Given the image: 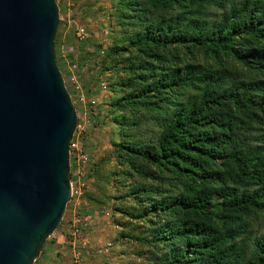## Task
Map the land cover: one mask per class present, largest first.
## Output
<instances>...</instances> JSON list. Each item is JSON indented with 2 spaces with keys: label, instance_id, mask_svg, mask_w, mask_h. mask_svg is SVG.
<instances>
[{
  "label": "trees",
  "instance_id": "16d2710c",
  "mask_svg": "<svg viewBox=\"0 0 264 264\" xmlns=\"http://www.w3.org/2000/svg\"><path fill=\"white\" fill-rule=\"evenodd\" d=\"M118 4L114 224L140 228L119 236L148 264H264V0Z\"/></svg>",
  "mask_w": 264,
  "mask_h": 264
},
{
  "label": "water",
  "instance_id": "95a60500",
  "mask_svg": "<svg viewBox=\"0 0 264 264\" xmlns=\"http://www.w3.org/2000/svg\"><path fill=\"white\" fill-rule=\"evenodd\" d=\"M58 21L55 0H0V264H33L71 198Z\"/></svg>",
  "mask_w": 264,
  "mask_h": 264
},
{
  "label": "rangeland",
  "instance_id": "374dc122",
  "mask_svg": "<svg viewBox=\"0 0 264 264\" xmlns=\"http://www.w3.org/2000/svg\"><path fill=\"white\" fill-rule=\"evenodd\" d=\"M55 1L59 19L54 40L55 59L76 110L73 134L89 155V186L78 200L73 198L67 203L60 223L45 241L33 264H41V261L45 264H80L77 251L72 258L68 253L50 254L49 250V242L57 231L68 222L71 225L68 213L73 203L81 213L74 216V220L78 219L75 224L79 225L81 233L79 244L86 237L84 233L90 223L88 213L99 221L104 238L94 253L85 255L83 264H148L147 245L119 236L122 231L138 233L140 228L136 225L139 222H132L124 230L114 224L115 220H125L113 210L114 205L120 202L112 196L119 190L110 176L116 160L113 143L119 140V136L108 105L109 99L113 98L108 86L109 71L101 72V61L112 31L119 29V0ZM124 191V188L120 189V192ZM131 202L130 198L124 201L125 204ZM71 231L69 226L65 240L71 241Z\"/></svg>",
  "mask_w": 264,
  "mask_h": 264
},
{
  "label": "crops",
  "instance_id": "0c3cea01",
  "mask_svg": "<svg viewBox=\"0 0 264 264\" xmlns=\"http://www.w3.org/2000/svg\"><path fill=\"white\" fill-rule=\"evenodd\" d=\"M76 212L77 210L75 208V203H73L72 208L69 210L68 213V221L72 219V223L74 222V216L76 215ZM88 216H90V223L89 225H87V230L84 233V236L86 237L81 241L82 243L79 244L80 241H78L75 245H73L71 241L65 240V232L69 230V226L72 225V223L70 225V223L68 222V224L66 223L61 229L57 231V233L54 235V238H52L49 242L50 254L52 252H60L62 255H66L68 253L72 255V258H74L76 254L75 251H77L79 263L83 264L85 260V255H88L89 253H94L96 247L99 246L100 242L104 240L102 230L100 229L101 226L99 224V221L95 218V216H91L90 213H88ZM91 217L94 219L91 220ZM41 264H45V262L42 263L41 261Z\"/></svg>",
  "mask_w": 264,
  "mask_h": 264
},
{
  "label": "built area",
  "instance_id": "2783aa9c",
  "mask_svg": "<svg viewBox=\"0 0 264 264\" xmlns=\"http://www.w3.org/2000/svg\"><path fill=\"white\" fill-rule=\"evenodd\" d=\"M68 164L69 171L68 177L70 182V199L78 200L84 191L88 188V173L90 166L89 155L84 149L81 142L78 138H75V135H72V138L69 142V151H68ZM75 219L74 223L76 222ZM73 223V224H74ZM77 226H73L71 235V243L75 245L81 238V233L79 232Z\"/></svg>",
  "mask_w": 264,
  "mask_h": 264
}]
</instances>
